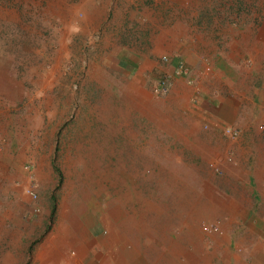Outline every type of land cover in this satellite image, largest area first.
<instances>
[{
	"label": "rangeland",
	"instance_id": "rangeland-1",
	"mask_svg": "<svg viewBox=\"0 0 264 264\" xmlns=\"http://www.w3.org/2000/svg\"><path fill=\"white\" fill-rule=\"evenodd\" d=\"M140 1L0 0V189L34 166L54 207L46 221L63 226L56 264H215V243L228 237L197 215L200 186L177 154L130 144L136 106L117 84L125 61L114 49L141 37L132 20ZM143 3L135 17L168 18ZM146 74L149 86L169 78ZM28 211L24 220L43 212ZM42 237L35 251L46 248Z\"/></svg>",
	"mask_w": 264,
	"mask_h": 264
},
{
	"label": "crops",
	"instance_id": "crops-1",
	"mask_svg": "<svg viewBox=\"0 0 264 264\" xmlns=\"http://www.w3.org/2000/svg\"><path fill=\"white\" fill-rule=\"evenodd\" d=\"M146 1L168 18L135 17L145 6L141 0L132 16L141 37L130 50L114 49L125 61L114 70L117 84L136 106L130 144L136 151L175 153L181 167L192 169L189 181L201 192L197 215L228 236L215 243L213 263L264 264V77L258 75L264 65L253 60L264 61V0ZM249 8L257 16L250 18ZM179 64L186 76L174 74ZM128 66L134 75L125 83L120 76ZM153 71L169 76L167 94L153 93L146 74ZM30 173L7 177L0 189V264H56L55 257H64L52 242L63 226L46 221L54 207L41 197L34 166ZM28 189L39 195L33 206ZM33 207L42 216L24 220ZM40 237L46 248L35 251Z\"/></svg>",
	"mask_w": 264,
	"mask_h": 264
},
{
	"label": "built area",
	"instance_id": "built-area-1",
	"mask_svg": "<svg viewBox=\"0 0 264 264\" xmlns=\"http://www.w3.org/2000/svg\"><path fill=\"white\" fill-rule=\"evenodd\" d=\"M176 76H186L188 74L186 67L183 64H179L174 71ZM170 82L169 78L166 76L160 77L158 80H155V84L153 87V93L155 95H165L169 91ZM27 195L33 200H37V194L34 190L28 189L26 191ZM33 213H39V208L34 207Z\"/></svg>",
	"mask_w": 264,
	"mask_h": 264
}]
</instances>
